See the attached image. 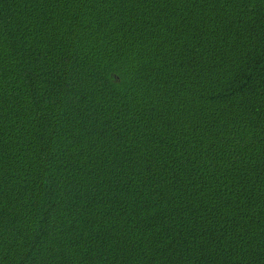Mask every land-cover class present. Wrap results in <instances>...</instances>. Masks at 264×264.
<instances>
[{
  "label": "trees",
  "instance_id": "16d2710c",
  "mask_svg": "<svg viewBox=\"0 0 264 264\" xmlns=\"http://www.w3.org/2000/svg\"><path fill=\"white\" fill-rule=\"evenodd\" d=\"M0 264H264V0H0Z\"/></svg>",
  "mask_w": 264,
  "mask_h": 264
}]
</instances>
